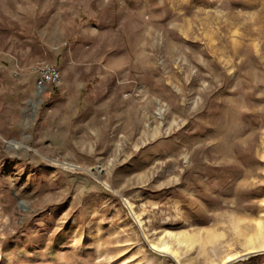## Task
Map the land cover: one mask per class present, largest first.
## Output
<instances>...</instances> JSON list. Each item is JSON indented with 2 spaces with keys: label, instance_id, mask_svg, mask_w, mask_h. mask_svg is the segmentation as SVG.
<instances>
[{
  "label": "rangeland",
  "instance_id": "rangeland-1",
  "mask_svg": "<svg viewBox=\"0 0 264 264\" xmlns=\"http://www.w3.org/2000/svg\"><path fill=\"white\" fill-rule=\"evenodd\" d=\"M45 62L61 79L38 91ZM259 243L264 0H0V264Z\"/></svg>",
  "mask_w": 264,
  "mask_h": 264
},
{
  "label": "built area",
  "instance_id": "built-area-1",
  "mask_svg": "<svg viewBox=\"0 0 264 264\" xmlns=\"http://www.w3.org/2000/svg\"><path fill=\"white\" fill-rule=\"evenodd\" d=\"M35 85L38 91L45 90L47 87L56 86L61 79L59 66L54 62L36 64Z\"/></svg>",
  "mask_w": 264,
  "mask_h": 264
},
{
  "label": "bare ground",
  "instance_id": "bare-ground-1",
  "mask_svg": "<svg viewBox=\"0 0 264 264\" xmlns=\"http://www.w3.org/2000/svg\"><path fill=\"white\" fill-rule=\"evenodd\" d=\"M261 231H262V227L260 224H258L257 226V231L255 233H252L248 236V241L251 242L252 239H254V237H258L261 235ZM151 246L159 251H163L164 253H167L169 255H171L176 261L179 260V253L178 250L176 248H173L170 244L168 243H160V244H156L154 242H151ZM250 252L251 251H255V250H264V243H259L258 245H252L250 246ZM247 252V251H246ZM245 252L239 253V252H232L229 253L227 255H225V257L222 260V264L237 259L239 257H242L244 255ZM250 256V255H249Z\"/></svg>",
  "mask_w": 264,
  "mask_h": 264
},
{
  "label": "trees",
  "instance_id": "trees-1",
  "mask_svg": "<svg viewBox=\"0 0 264 264\" xmlns=\"http://www.w3.org/2000/svg\"><path fill=\"white\" fill-rule=\"evenodd\" d=\"M264 258V253H257V254H252L250 256H248L246 259H241L239 261H246L249 264H261L260 263V259ZM237 261V262H239Z\"/></svg>",
  "mask_w": 264,
  "mask_h": 264
},
{
  "label": "water",
  "instance_id": "water-1",
  "mask_svg": "<svg viewBox=\"0 0 264 264\" xmlns=\"http://www.w3.org/2000/svg\"><path fill=\"white\" fill-rule=\"evenodd\" d=\"M152 248H153V247H152ZM154 249H155V248H154ZM160 252H163V251H160ZM252 254H257V253H252ZM252 254H250V255H252ZM248 256H249V255H244V256L239 257V258H237V259H235V260L246 259Z\"/></svg>",
  "mask_w": 264,
  "mask_h": 264
}]
</instances>
